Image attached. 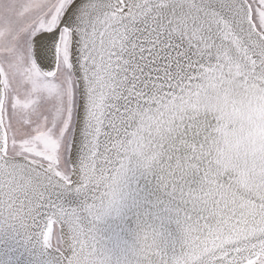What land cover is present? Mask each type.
Returning a JSON list of instances; mask_svg holds the SVG:
<instances>
[{"label":"snow or ice","instance_id":"obj_1","mask_svg":"<svg viewBox=\"0 0 264 264\" xmlns=\"http://www.w3.org/2000/svg\"><path fill=\"white\" fill-rule=\"evenodd\" d=\"M0 264H264V0H0Z\"/></svg>","mask_w":264,"mask_h":264}]
</instances>
